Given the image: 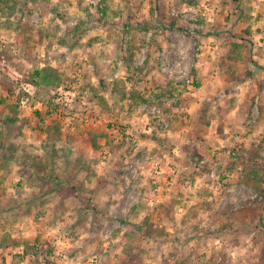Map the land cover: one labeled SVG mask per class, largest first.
I'll return each instance as SVG.
<instances>
[{
    "label": "rangeland",
    "instance_id": "374dc122",
    "mask_svg": "<svg viewBox=\"0 0 264 264\" xmlns=\"http://www.w3.org/2000/svg\"><path fill=\"white\" fill-rule=\"evenodd\" d=\"M1 100L0 264H264V0H0Z\"/></svg>",
    "mask_w": 264,
    "mask_h": 264
},
{
    "label": "trees",
    "instance_id": "16d2710c",
    "mask_svg": "<svg viewBox=\"0 0 264 264\" xmlns=\"http://www.w3.org/2000/svg\"><path fill=\"white\" fill-rule=\"evenodd\" d=\"M36 76L38 77H42L43 78V81L45 83H48V84H51V83H57L59 84L60 81H61V78H60V75L58 74V72L56 70H52V69H43L42 71H36L35 72ZM2 102V100L0 101ZM2 132L0 131V150L3 151L4 149V145L2 143ZM37 170V169H35ZM40 169H38L37 171H39ZM41 171V170H40ZM247 175V174H246ZM249 177V175H247Z\"/></svg>",
    "mask_w": 264,
    "mask_h": 264
},
{
    "label": "built area",
    "instance_id": "2783aa9c",
    "mask_svg": "<svg viewBox=\"0 0 264 264\" xmlns=\"http://www.w3.org/2000/svg\"><path fill=\"white\" fill-rule=\"evenodd\" d=\"M57 99H60V98H57ZM21 103L22 104H25L26 103V100L23 98L21 100ZM35 108H36V106H35ZM153 169H154V173H158L159 172V163L158 162L155 163V166L153 167Z\"/></svg>",
    "mask_w": 264,
    "mask_h": 264
},
{
    "label": "crops",
    "instance_id": "0c3cea01",
    "mask_svg": "<svg viewBox=\"0 0 264 264\" xmlns=\"http://www.w3.org/2000/svg\"><path fill=\"white\" fill-rule=\"evenodd\" d=\"M36 108H39V111H41L42 104H41V103H39V104L36 106Z\"/></svg>",
    "mask_w": 264,
    "mask_h": 264
}]
</instances>
